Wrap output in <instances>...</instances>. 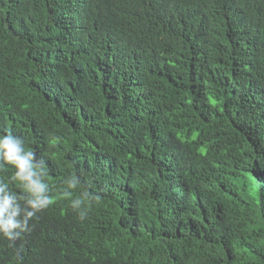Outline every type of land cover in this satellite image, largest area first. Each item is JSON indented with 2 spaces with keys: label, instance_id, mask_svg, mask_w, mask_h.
<instances>
[{
  "label": "trees",
  "instance_id": "16d2710c",
  "mask_svg": "<svg viewBox=\"0 0 264 264\" xmlns=\"http://www.w3.org/2000/svg\"><path fill=\"white\" fill-rule=\"evenodd\" d=\"M8 131L53 204L0 264H264V0H0Z\"/></svg>",
  "mask_w": 264,
  "mask_h": 264
},
{
  "label": "clouds",
  "instance_id": "9594fccd",
  "mask_svg": "<svg viewBox=\"0 0 264 264\" xmlns=\"http://www.w3.org/2000/svg\"><path fill=\"white\" fill-rule=\"evenodd\" d=\"M7 167L13 171L8 180L0 179V237L14 245L31 231L38 214L53 204V195L46 160L11 131L0 133V171ZM63 183L72 190L82 181L71 175ZM91 200L87 191L71 200L70 207L79 220L87 218Z\"/></svg>",
  "mask_w": 264,
  "mask_h": 264
}]
</instances>
